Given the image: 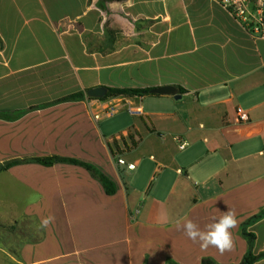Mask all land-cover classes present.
Instances as JSON below:
<instances>
[{"label":"crops","instance_id":"1","mask_svg":"<svg viewBox=\"0 0 264 264\" xmlns=\"http://www.w3.org/2000/svg\"><path fill=\"white\" fill-rule=\"evenodd\" d=\"M101 87L176 93L105 101L143 112L107 137L88 97ZM0 113H23L0 119V165L24 162L0 173V264H241L249 252L243 225L264 211V38L216 0H0ZM39 157L91 164L117 193L81 166L26 162ZM229 208L230 252L175 226L203 229ZM249 231L264 253V217Z\"/></svg>","mask_w":264,"mask_h":264},{"label":"trees","instance_id":"2","mask_svg":"<svg viewBox=\"0 0 264 264\" xmlns=\"http://www.w3.org/2000/svg\"><path fill=\"white\" fill-rule=\"evenodd\" d=\"M109 1L123 2L125 0H109ZM101 7L103 6L101 5ZM150 92L151 90L149 89L107 88V95L104 98H101V100L107 101L114 97H143V96H148ZM85 98H86L85 94L78 93V94H74L69 97H66L60 100L59 102L74 101V100L85 99ZM22 114L23 113H18V114L0 113V119H6V120L12 121V120L18 119ZM26 162L36 163V164H39L45 167H52L59 163H67L71 165L81 166L87 169L93 175V177H95L97 180L101 182V184L105 188L106 193L109 196H113L117 193L116 184L109 177L103 174L97 167L91 164L81 162L76 159L61 158V157H39V158L28 160ZM23 163H24L23 161L14 160L11 162H7L3 165H0V173H3ZM263 217H264V211L261 214L253 217L252 219H250L247 223L243 225L242 235L247 239L250 249H249V252L244 257L241 264H255L256 262L260 260H264V253L257 255L253 252V248L256 242V235L249 231V228L251 227V225L259 221ZM202 264H216V263L211 259H203Z\"/></svg>","mask_w":264,"mask_h":264},{"label":"built area","instance_id":"3","mask_svg":"<svg viewBox=\"0 0 264 264\" xmlns=\"http://www.w3.org/2000/svg\"><path fill=\"white\" fill-rule=\"evenodd\" d=\"M229 13L244 26L247 31L258 37L264 38V0H216ZM89 97V96H88ZM90 98V97H89ZM96 100L98 111L94 114L95 120H102L115 116L121 110V106L117 103H109L98 98H90ZM129 112L135 115H142L140 108L130 109ZM237 121L239 123H248L250 115L242 108L237 109ZM187 144H182L181 149H184ZM121 165H126L124 160H119ZM130 170L136 169V164H128Z\"/></svg>","mask_w":264,"mask_h":264},{"label":"clouds","instance_id":"4","mask_svg":"<svg viewBox=\"0 0 264 264\" xmlns=\"http://www.w3.org/2000/svg\"><path fill=\"white\" fill-rule=\"evenodd\" d=\"M54 220V216L43 218L41 228H47ZM211 221L201 229L196 222L185 217L183 220H177L175 226L178 230H182L189 240L199 244L202 250L214 247L220 254L232 251L235 244L232 230L238 225L235 210L229 208L219 217L213 216Z\"/></svg>","mask_w":264,"mask_h":264},{"label":"rangeland","instance_id":"5","mask_svg":"<svg viewBox=\"0 0 264 264\" xmlns=\"http://www.w3.org/2000/svg\"><path fill=\"white\" fill-rule=\"evenodd\" d=\"M133 114H131L129 112L128 108H124L122 109L117 115L110 117V118H104V120L102 121L101 125L103 128V131L106 133L107 137H111L113 135V137H115L117 135V133H120L121 129H124L128 126H131L132 124H134L131 116ZM114 134H116L114 136ZM121 135V134H120ZM138 157L142 158L144 163H149V159L150 156H148V154L146 153H137ZM135 154V155H137ZM158 184V182H154V185ZM10 200L8 201L3 200L2 202L0 201L1 205L4 206H8L9 205ZM1 232V230H0ZM18 236L21 238L20 241L24 242V236L22 233L18 234ZM0 247H5L3 243L0 244Z\"/></svg>","mask_w":264,"mask_h":264},{"label":"water","instance_id":"6","mask_svg":"<svg viewBox=\"0 0 264 264\" xmlns=\"http://www.w3.org/2000/svg\"><path fill=\"white\" fill-rule=\"evenodd\" d=\"M175 93H176V89L173 87H162V88L151 90L150 92V94H153V95H168V94H175ZM106 95H107V89L103 87L97 88V89H94L88 92V96L90 98L101 99V98H104ZM176 98L180 99L181 96L178 95L176 96Z\"/></svg>","mask_w":264,"mask_h":264}]
</instances>
